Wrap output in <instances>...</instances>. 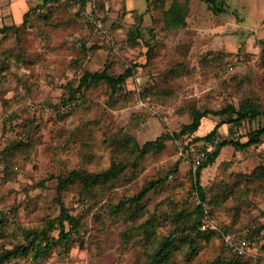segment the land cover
I'll return each instance as SVG.
<instances>
[{
    "label": "rangeland",
    "instance_id": "obj_1",
    "mask_svg": "<svg viewBox=\"0 0 264 264\" xmlns=\"http://www.w3.org/2000/svg\"><path fill=\"white\" fill-rule=\"evenodd\" d=\"M42 1L0 0V28L6 27L0 33V151L10 139L29 141L25 152L15 154L11 173L0 165V251L16 243L20 227L40 228L59 214L52 175L80 167L100 171L125 161L127 172L95 199L85 200L79 187L64 193L66 206L85 223L69 248H55L39 261L17 258L7 264H139L177 214L195 215L201 201L192 185V159L204 145L190 142L193 137L169 140L162 152L135 161L124 140L143 144L165 131H180L192 121L181 112L193 106L217 110L249 101L259 114L232 126L234 132L230 123L221 125L215 137L246 140L264 125V26L259 33L241 30L228 23L236 21L233 15L219 17L202 0L184 7L185 0H62L37 6ZM173 4L185 8L187 24L167 29L165 12ZM29 9L26 25L17 28ZM129 67L134 74L120 92L92 83L83 96L63 102L85 71L119 74ZM10 115L15 117L6 121ZM229 117L210 114L196 135ZM262 170L264 136L247 150L222 148L201 176L203 204L216 234L201 241L195 254L177 250L171 264L218 258L264 264ZM161 177L167 179L146 196L144 211L110 212L113 203ZM42 179L45 187L31 188ZM152 216L155 232L146 242L143 225ZM252 230L259 232L256 239L236 255L226 236Z\"/></svg>",
    "mask_w": 264,
    "mask_h": 264
},
{
    "label": "trees",
    "instance_id": "obj_2",
    "mask_svg": "<svg viewBox=\"0 0 264 264\" xmlns=\"http://www.w3.org/2000/svg\"><path fill=\"white\" fill-rule=\"evenodd\" d=\"M59 1L62 0H43L37 6H44ZM188 1L189 0H185L183 7ZM202 1L207 3L209 9L215 15H220L226 10L225 0ZM31 9L25 12L23 15L24 20L17 28L26 25L27 17ZM184 9L174 4L169 6L165 12V24L167 29H178L187 24ZM4 31H6V27L0 28V33ZM133 74L134 68L132 67L127 68L124 72L119 74L112 73L107 68L104 70L85 71L84 75L80 78L79 84L71 88L69 96L66 97L63 102L72 101L83 96L85 90L92 83L105 82L112 89L113 93H118L124 88V84L128 77ZM181 113H189L192 117V121L183 124L180 131L173 132L172 134L165 131L157 138L146 140L143 144H140L135 138L124 140L123 145L130 148V151L134 154L133 158L135 161H139L149 153L162 152L169 140L180 141L188 137H193L190 142L213 139L218 136L219 128L225 123H230V131L234 132L233 127L240 126L246 119L255 118L259 114V109L252 102L245 101L238 107L236 105H228L217 110L193 106ZM210 114L216 116L227 114L231 117H229L227 121H219L207 134L196 135L202 125L203 118ZM14 117V115H10L6 121H12ZM263 136L264 125L251 131L248 138L244 141L234 138L221 140L218 144V148L214 152L206 155L202 164L194 172L195 181L192 184L193 188H196L201 202H205L207 199L205 187L201 184L203 170L216 161L222 148L231 145L237 150H247L251 146L260 143ZM28 142L29 141L23 139H10L6 146L0 151V165L2 163L5 166L6 174L12 172L15 154L18 152H25ZM178 164L179 163H176L174 167L175 171L178 170ZM127 170V163H125V161H119L113 162L108 168L100 171H91L80 167L60 172L57 175H52V178L57 180L56 196L54 200L60 206L59 214L54 218L47 219L40 228L20 227V229H17L18 240L13 246L4 248L0 251V264H7L9 261L17 258L39 261L48 256L55 248H69L70 244L81 237L85 223L80 214L77 215L72 213L66 206L63 200L64 193L70 189L74 190L75 187H79V192L85 200L95 199L98 194H100V191L115 183V181L122 177ZM262 172H264V170H262ZM166 179V177H161L147 181L138 192L126 195L117 203H113L109 207L110 212L117 216L126 211L129 212V210H132V212L136 214L144 211L145 207L143 201L146 196L152 190H157L159 186L163 185ZM46 181L47 179H42L33 184L31 188L37 189L39 187H45ZM175 220L176 222L169 232L162 234L160 237L157 235L158 239L155 241L152 249L147 252L146 259L139 264H171L173 263V257L177 250L188 248L190 254H195L199 249L201 241L209 240L216 234L214 227H203V207L201 204L197 206L194 216H190L187 213L177 214ZM155 221L157 222V219L152 216L149 221L144 222L143 228L146 242L152 238L155 232ZM55 231H58L57 235L54 234ZM258 233V230L249 232L247 235L250 241L256 239L255 236H257ZM251 244L252 242H250V245ZM235 254L239 255L236 252ZM209 264L235 263L225 262L224 259L218 258L211 261Z\"/></svg>",
    "mask_w": 264,
    "mask_h": 264
},
{
    "label": "crops",
    "instance_id": "obj_3",
    "mask_svg": "<svg viewBox=\"0 0 264 264\" xmlns=\"http://www.w3.org/2000/svg\"><path fill=\"white\" fill-rule=\"evenodd\" d=\"M225 2L226 10L220 15H233L236 19L228 23L244 31L260 32L264 26V0H225Z\"/></svg>",
    "mask_w": 264,
    "mask_h": 264
},
{
    "label": "built area",
    "instance_id": "obj_4",
    "mask_svg": "<svg viewBox=\"0 0 264 264\" xmlns=\"http://www.w3.org/2000/svg\"><path fill=\"white\" fill-rule=\"evenodd\" d=\"M94 23L98 28H102L103 26L100 20H95ZM219 142L220 141L217 138L203 141L204 146L194 154L192 159V169L194 171L199 168L208 153H212L218 148ZM203 203L204 202H201V205L203 207V227H214L213 222L211 221L209 216V209ZM226 242L230 249H232V251L236 253H244L246 251V248H248L250 245V239L247 234H228L226 236Z\"/></svg>",
    "mask_w": 264,
    "mask_h": 264
}]
</instances>
